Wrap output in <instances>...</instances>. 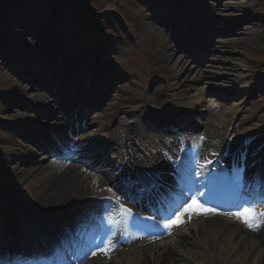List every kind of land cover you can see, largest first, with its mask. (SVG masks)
I'll list each match as a JSON object with an SVG mask.
<instances>
[{
    "label": "rangeland",
    "instance_id": "obj_1",
    "mask_svg": "<svg viewBox=\"0 0 264 264\" xmlns=\"http://www.w3.org/2000/svg\"><path fill=\"white\" fill-rule=\"evenodd\" d=\"M205 1L0 0V27L2 29H0V165L18 166L17 170L11 172L6 178H15L16 182L21 181V193L34 194L38 192L41 181L40 178L36 180L33 176L41 170V172L47 171L50 174L53 168L49 162L39 159L34 163L33 171L26 173L33 159L24 154L16 159V151L23 144L34 147L39 130L37 126L20 119L21 117L16 113H5L6 116H11L9 121L16 120L15 122L2 120L4 116L1 113L15 104H31V110H19L20 114L32 111L34 109L32 104H36L35 99L39 88H45L44 94L47 93L49 99L69 101L61 112L56 113L59 116L48 113L51 122L46 125L47 130L44 131L55 147L56 144L52 141L55 138L50 137L48 133L63 137L67 144L73 141L79 144L87 136L97 141L100 140L101 134L98 135L94 129H91L94 128L92 122L95 115L84 122L66 123L64 119H67L69 112L62 110L69 108L73 103L78 108L79 117H85L95 104L92 97L84 95L87 93L86 87L91 85V87H100L106 79H112L111 81L115 82L112 87L114 88L113 97L96 113H93L99 116L97 121L104 127L105 132L115 128L123 129V126L134 120L142 121V114L149 111L148 108L153 103V106L159 108L172 103L174 110L181 109L190 113L192 125L198 126L201 131L209 130L212 128L209 122V112L199 114V107L208 102L223 100L226 106L235 109L236 113L228 116V118H231L230 116L233 118L231 123L225 121L222 125L226 127L228 125L230 129L235 123L241 127L259 129L260 133L264 134V127H259V124H264V111H262L264 105V0H250V3L255 5L254 10H256L257 17L255 22L258 23L245 24L244 33L247 37L239 44H236L234 40L245 36L240 31L236 32V28H241L242 26L239 25L246 18L243 11L230 8L221 10ZM217 13L222 20L230 17V19H235L229 26L219 24L222 32H217L214 27ZM31 15L40 18L35 24L39 27L36 32L26 31L25 27L20 26L24 25L23 23L27 22ZM50 25H53L55 33L52 41L49 34ZM87 31H92V35L88 33L85 37L83 34ZM253 34H260L263 38L255 43H246V40L251 39ZM229 39L231 43L227 42L228 45L222 46V43ZM167 42L172 47L167 46ZM212 44L215 45L214 48ZM167 48L170 52H167ZM193 50L199 52L192 57L193 59L201 61L203 58L205 60L202 67L204 77L198 75L201 72L197 73V68L191 73L184 74V66L181 64L178 66L182 73L179 83L184 82V85H177L178 90L173 92L177 94L168 97L165 103L150 102L148 100L149 92H151L150 85L168 87L170 93L173 91L170 83L173 82L171 79L175 60L170 61L171 54L174 53V58L176 56L185 57L193 54ZM206 57L209 60L206 61ZM54 59L59 60L60 63H67L75 71L78 78L74 85L76 88L80 87L79 80L82 86V91L77 96L67 98L74 88L66 84L65 88L70 86L67 88L68 92H61L59 81L52 73H50L51 83L46 84L45 87L38 86V83H45V75L47 77L50 75L47 73L46 66H53ZM101 61L108 65V72L105 75L104 72L100 75L93 73L94 68ZM209 62H212L214 66H208ZM234 66L242 68V72L238 73L240 78L237 81L226 82L214 78L218 77L220 72L231 76L234 73ZM219 67H222V71H219ZM33 79L35 80L33 85L29 82L26 84L30 89L29 97L19 94V85L26 80L33 81ZM200 89H203L204 93L196 99ZM93 92L94 90L89 95ZM131 97L138 101L132 104L130 109H123L124 104L129 105L127 100ZM186 97L195 99V107L186 105L184 100ZM95 100L99 102V98ZM244 109L247 111L245 112ZM62 115H65L64 119ZM119 116H123V119L119 120ZM247 120L251 123L246 122ZM87 123L91 128L85 129ZM50 124H54L55 127ZM73 126L79 127L80 130L73 128V132L70 133L68 130ZM115 137L117 136H106V141L112 140L114 143ZM57 150L60 155L63 154L62 148H57ZM78 150L81 152H76L72 156L84 157L72 160L82 162L79 164H83L87 169L90 168L91 162L99 158L103 159L107 152L96 143L92 147L82 143ZM90 152L93 154L91 158L89 157L92 155ZM95 154L98 155L94 156ZM40 156L48 158L47 153H42ZM105 158L110 159L109 156ZM21 161L22 163L17 165ZM43 164H47L48 167ZM43 177L46 178V175L43 174ZM3 180L4 176L0 172V184ZM11 194L14 195V193ZM3 203L10 204L9 207H15L8 199ZM29 219L33 223L38 222L36 216ZM260 220H264V217ZM33 226L36 227L34 224ZM192 227H195L196 232L198 223ZM194 229L186 230L191 236L189 239L194 240L196 235ZM178 237L172 235L171 238H166L162 242H168L172 246ZM242 240L245 243L246 240ZM189 244L184 248L194 249L189 251L186 257H179L180 264H233L232 259L235 257L232 254L225 261L223 252L209 254L202 251L200 246L195 247ZM244 247L240 246L241 250L244 248V253L249 250L246 264H264V248L261 249L258 243L250 239L246 241ZM181 250H179L180 253H183Z\"/></svg>",
    "mask_w": 264,
    "mask_h": 264
},
{
    "label": "bare ground",
    "instance_id": "obj_2",
    "mask_svg": "<svg viewBox=\"0 0 264 264\" xmlns=\"http://www.w3.org/2000/svg\"><path fill=\"white\" fill-rule=\"evenodd\" d=\"M206 3L213 7H219L221 10L226 8L230 9H241L243 13L246 15L247 20H244L241 25V28H236V32H239L244 37L235 38L234 42L236 44L242 43L247 37L246 33H244L245 24L253 25L256 18V10L254 5L250 3V0H206ZM217 18L215 19L214 27L217 32H222V29L219 28V24L229 26L231 21L235 19H227L222 20L220 15L216 14ZM37 18V16H35ZM32 25H28L24 23L26 27H32L34 30L38 31L39 28L35 27V21H32ZM261 22V20L259 21ZM232 24V23H231ZM21 27L23 25H20ZM214 27L212 29H214ZM27 28V29H28ZM26 29V30H27ZM235 33V32H234ZM239 34V33H238ZM223 35V34H222ZM264 35V34H263ZM260 38H263L260 34H253L251 39L246 40V43H255L258 42ZM231 43V39L224 41L222 46L228 45ZM167 46H170V43H166ZM244 46V45H241ZM172 47V46H170ZM215 45L212 44V48ZM218 47V46H217ZM167 52H170V49L167 48ZM198 51H195L194 54L197 55ZM170 61L175 60L173 64L175 65L172 75V81L170 86H172L173 90H178L176 85L181 86L184 85L179 83L180 77L182 76L181 70L178 68L181 64L184 66V74L186 72L191 73L195 68H197V73L201 72L200 76L202 78L203 71V63L205 60L201 58L200 60H194L191 55H187L185 57L176 56L174 58V53L170 56ZM209 60L206 57V61ZM169 61V60H168ZM217 61V60H214ZM208 66H214L212 62L208 64ZM219 71H222V67H219ZM51 71H58L60 75H53L56 80L59 79H69L72 77L73 71L69 69L67 63H58L53 68H50ZM234 72H238L241 70L239 66L233 67ZM95 72H104L107 73V65L105 62H100L96 65ZM50 74L49 70L47 72ZM51 74L47 77L45 75L44 84L38 83V86L45 87L46 84L52 82L50 78ZM237 75L226 76L223 72L218 74L219 81L226 82H234L237 80ZM33 81L26 80L19 85V94L22 96L29 97L30 89L26 86L27 82L33 85ZM36 82H38L36 80ZM180 88V87H179ZM45 88H39L37 92V98L35 99L36 104H32L34 109L27 113H18L19 110H31L32 107L26 104H15L14 106H10L4 111L2 117L4 121H9L11 116H6L5 113L12 112L16 113L20 116L22 120L26 122L33 123L34 125L39 126V133L36 136L34 147H30L26 144L20 146L17 149L16 159H19V155L24 154L28 157L33 158L34 160L42 159L43 162H47V158H41L40 154L45 152V147L43 148L44 137L46 133H43L45 130V125L49 121L48 118L44 119L43 113L45 111L54 110L55 106H58L57 102L44 99V90ZM203 90V89H202ZM165 92L169 91L163 89L162 87H155L154 90L149 94V99L154 102H158V96H163L164 100L161 102H165L168 94L165 95ZM202 92L197 94V99L202 96ZM137 99L131 98L130 102L133 103ZM187 101V106L193 107L196 103L194 99L185 98ZM129 107L127 104L123 105V109ZM195 107V106H194ZM264 108V106H263ZM199 114H203L209 112L210 115L209 122L212 123V126H215L214 129L205 133V135H194L187 131H183L182 135H177L174 132L164 133L159 138L155 140L150 139L146 140L139 136H137L138 142L136 140L131 142L133 136L137 134V125L130 124L128 129L122 130V147L121 150L125 153V155H121L117 157L119 161V165L111 167L107 172H103L100 175L97 173H92V171L84 170V167L81 165H76L74 163H69L68 166L61 167L53 164V174L50 175L47 171H38L36 175L33 177L38 180L40 178L41 185L37 193L29 194L27 192L21 193V181H15V178L8 176L11 172H15L18 166H3L0 165V172L4 176L3 182L0 184V189L3 192H11L14 193L18 198V208L6 211L7 213H12L14 210L19 212L27 213V216L32 215H41L44 213H49L48 211L51 209L60 210L61 207H70V204L75 203L77 201L88 200L93 196H98L101 194L100 192L106 191L109 189V193L113 194L114 191L111 190L109 184L112 182H119L121 180L126 181V175L129 171H132L136 174V178L146 180L149 183L154 184V189L163 192H169L172 188H176L179 186H183L185 189L188 186L183 182L185 179L191 180L192 183H197L202 188L205 184H208L212 189H217L213 187L214 176L209 172L206 174L207 181L202 180L201 171H198L196 165H193L195 162H203L208 160L212 166L220 167L222 163L225 161L224 154L230 151V156L228 157V162L234 161L236 164L238 163L237 157L240 153H244V164L241 163L239 165H234L235 170L242 171L238 176L240 180V184L242 187H245L250 178L259 171L261 166L264 165V135H254L251 134L252 128L241 129L240 125L235 127L232 130H227L226 127L221 125L225 120H227V114L233 113L235 109L228 108L226 106V102L223 100H218V102L202 104L199 107ZM246 112V111H245ZM173 114V112H171ZM15 118V117H14ZM123 118V117H121ZM16 121V120H10ZM9 121V122H10ZM231 121V119H230ZM19 122V121H18ZM158 122V121H157ZM96 123L100 125L98 121ZM160 124V123H159ZM163 124V122L161 123ZM189 128V123H186ZM204 125V123L202 122ZM96 124L92 125L98 126ZM191 127V126H190ZM139 131L140 128L138 127ZM239 131V133H238ZM238 133L234 137H229L231 133ZM129 137L126 139V136ZM150 136L151 134H147ZM230 138V139H229ZM87 142L89 145H95V143H99V141H94L93 138H89L87 136ZM184 140V142H183ZM245 141L243 147L240 148V143ZM26 143V140H24ZM183 143L188 144V146L192 147L191 152L185 151L182 149L181 145ZM226 142V143H224ZM7 143V142H6ZM49 143V142H48ZM143 144V147L140 148V144ZM21 144V143H20ZM236 149H239L237 152ZM235 155L233 156V153ZM181 157H186L187 163H182L180 161ZM1 159V158H0ZM21 160V159H20ZM16 163V162H14ZM22 163L19 162L17 165ZM66 163V162H65ZM127 164V166H126ZM46 165V164H43ZM248 165L245 169V166ZM41 167V166H39ZM47 167V166H46ZM27 172H32L34 168V163L28 165ZM59 168L58 171H56ZM179 169H182L181 171ZM255 171V173L253 172ZM21 172V170H19ZM43 174L46 175V178L43 177ZM125 175L124 177L122 175ZM28 175V174H27ZM27 175H23L26 176ZM180 178V180H176V176ZM264 175V172H262ZM31 176V173H30ZM237 181V180H236ZM161 184L159 187L158 184ZM143 186V183L138 186ZM128 187V186H126ZM125 184L122 187L120 192L123 195V190L126 188ZM20 194V195H18ZM252 199L255 197L257 200H261V196L258 191H251ZM117 197V196H116ZM120 197V196H119ZM125 198V199H123ZM248 198V197H247ZM119 200V199H118ZM259 205V210H264V201ZM242 203V202H241ZM149 204V203H148ZM147 204V205H148ZM243 204V203H242ZM140 207L139 202L132 201L129 197L125 195L122 196L121 204L118 206L109 205L110 208H114V214L111 215L108 219L109 223H106L109 229L103 231L101 239L104 242V248L108 249L107 254L100 251H95V255L90 254L85 258L92 264H179V257H186V254L189 251H192L194 248H185L183 253H180L179 248H184L185 245L189 243L188 235L184 234L180 231V228L185 227L184 224H187V219L183 223H179L174 228H171L170 231L176 230L181 238H179L173 247L161 245L156 241L158 238L155 234H151L145 230V228L140 225L136 226L129 215L126 213V208ZM137 208V207H136ZM147 213L151 214L156 225H159L161 221L164 219V212L157 211L158 208H145ZM208 211V212H205ZM120 212L122 213L120 217ZM67 214V213H66ZM188 217H190L191 222L189 225H194L198 223V227L196 228L195 238L190 242L192 246L196 244L198 246H203L205 252L209 254H215L216 252H223L224 260L230 257L232 254L235 258L233 260V264H246L247 258L249 256L247 253H244V245L248 239L253 240L254 243H258L261 249L264 248V223H259L257 227L248 229L246 224L242 222H238L235 220L233 215H226L216 211H210L206 209H197L196 211H190L187 213ZM232 217V218H231ZM69 223H73L75 227H78V223L72 220H69ZM183 224V225H182ZM149 227V225H147ZM154 227V226H152ZM123 229L121 232L120 229ZM194 229V228H193ZM179 230V231H178ZM195 230V229H194ZM61 228H57V232L59 233ZM19 232V231H18ZM21 233V232H20ZM23 234V233H22ZM63 237V236H62ZM24 238L27 241V248L21 251L19 257H17L19 245L24 243ZM16 235L12 233L9 235L7 240L1 239V247L3 249L2 256L0 257V264H31L27 263L28 260L36 261L38 264H43V259H41V254L45 252V254H49L52 261L57 258L63 259V257L56 251H51L49 248L44 246L36 245L35 241L32 239H28L25 235ZM247 238V239H246ZM242 239H245V243ZM201 243H200V242ZM155 243V244H154ZM155 245V246H154ZM162 246V247H161ZM241 247H244L242 250ZM158 251H155V248ZM248 248V247H247ZM64 254H70L69 247H66L64 250ZM81 259H77L73 264H80ZM86 263V262H83ZM67 264V263H64Z\"/></svg>",
    "mask_w": 264,
    "mask_h": 264
},
{
    "label": "snow or ice",
    "instance_id": "obj_3",
    "mask_svg": "<svg viewBox=\"0 0 264 264\" xmlns=\"http://www.w3.org/2000/svg\"><path fill=\"white\" fill-rule=\"evenodd\" d=\"M126 211H130L129 209H126ZM259 215H264V213H257L252 209H244L243 214L239 216V218L243 219V221L248 224L250 228H255L257 225L254 223V221L258 218ZM182 222V221H181ZM102 252L107 254L108 249H100ZM95 255V253H93Z\"/></svg>",
    "mask_w": 264,
    "mask_h": 264
}]
</instances>
